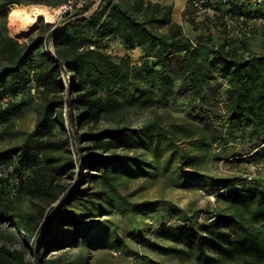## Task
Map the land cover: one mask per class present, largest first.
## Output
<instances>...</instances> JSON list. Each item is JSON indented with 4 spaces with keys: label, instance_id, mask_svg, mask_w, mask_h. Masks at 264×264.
Here are the masks:
<instances>
[{
    "label": "trees",
    "instance_id": "16d2710c",
    "mask_svg": "<svg viewBox=\"0 0 264 264\" xmlns=\"http://www.w3.org/2000/svg\"><path fill=\"white\" fill-rule=\"evenodd\" d=\"M64 1L0 0L2 130L9 133L12 119L35 95L40 100L30 140L0 153V167L13 166L11 171H0V264H31L28 248L36 253L33 258L38 264H54L55 260L45 262L47 254L65 253L69 249H63L79 241L89 249H118L122 242L119 226L110 219L97 218L113 215L125 206L145 216L166 205V212L174 215L178 209L170 203L131 205L122 197L121 181L140 174L149 176L150 164L121 155L114 146L127 141V115L133 108L169 107L184 92L202 104L211 100L216 106L204 62L213 63L225 82V105L221 121L215 125L217 135L206 131L213 113L200 108L196 119L204 130L197 140L199 152L207 157L216 143L222 153L232 154L233 164L246 162L241 158L246 155H264V53L245 54L240 46L226 41L211 44L210 34L191 38L174 21L173 3L152 0H91L55 28L41 25L40 34L26 42L9 34L11 6L57 8ZM194 2L187 10L191 26L204 23ZM202 6L218 11L216 22L225 30L229 18L264 19V14L252 6H240L236 0H202ZM110 41L128 51L137 50V60L129 55L114 57L106 46ZM103 121L111 125L96 129ZM158 123L156 118L144 128L150 133ZM87 126L94 128L79 140L88 145H76L74 158L66 128L75 138L76 131ZM151 152L155 158L159 156L155 148ZM185 179L183 186L209 183L216 190V202L225 206L196 210L184 225L169 227L178 233L182 247L157 245L134 231L128 232L129 236L137 237L139 244L147 242L161 254L194 258L201 264L221 260L264 264V173L252 181L246 176L215 179L187 172ZM95 181L103 188L94 191L89 183ZM212 214L215 218L209 221ZM201 215L206 217L202 222ZM18 234L23 247H10L8 241ZM137 257L134 253L131 259Z\"/></svg>",
    "mask_w": 264,
    "mask_h": 264
},
{
    "label": "rangeland",
    "instance_id": "374dc122",
    "mask_svg": "<svg viewBox=\"0 0 264 264\" xmlns=\"http://www.w3.org/2000/svg\"><path fill=\"white\" fill-rule=\"evenodd\" d=\"M163 4H174L173 18L174 21L181 25L183 32L194 38L199 34H210L212 37L211 44H221L224 41L240 46L245 52L264 53V19H248L243 18L227 19L228 25L225 30L222 25H218L216 17L218 11L197 10L199 20L204 23L191 26L187 20V10L190 8L193 0H152ZM38 5V4H36ZM34 5H13L10 7H29ZM50 8V7H49ZM206 17L212 18V22H207ZM61 21L52 24L59 25ZM41 25H46L41 21L35 29L22 37L12 35L9 14H8V31L9 34L17 38L21 42H26L30 38L37 37L41 30ZM56 25V26H57ZM108 50L112 52L114 57L129 55L132 59L137 60L139 53L137 50L128 51L119 43L114 41L106 42ZM203 60L206 57H202ZM210 74L209 89L213 93L217 104L214 106L211 100L205 104L191 98L187 93L179 95L177 101L171 102L169 107H137L129 111L127 115V123L130 129V134L127 141L115 142L114 151L121 155L128 156L132 159L140 161V163L150 164V175L143 177L136 176L135 179H123L119 186V192L131 205L144 202L161 201L170 203L176 207L177 212L172 215L166 212V205L162 211L149 215H140L133 212L132 206L118 208L113 215H101L97 219H110L116 223L119 228V238L121 244L118 249H109L104 246L98 249H89L83 242L62 251L67 252H52L45 256V262L55 260L54 264H201L194 258H181L173 255H164L154 250L153 247L145 243H140L137 237H130V231H134L137 235L140 233L145 240L157 245L172 246L177 245L182 247V243H178V233L173 232L174 225H184L186 217H190L196 210H216L219 207L225 206L223 202H216V190L213 187L201 181L198 183H186L185 172L188 174H197L199 177H209L215 179L221 178H244L247 175H254V178H259L264 173V155L260 156L246 155L241 157L246 162L238 164L231 163V153L224 154L221 148H218L216 143L213 144L207 157H203L198 150L197 140L203 126L201 121L196 119L200 108L203 106L207 111L213 113L210 125L207 128V134L214 131L217 135V126L221 121V114L224 108L225 101V82L218 75L216 67L213 63L204 62ZM34 93V92H32ZM40 106V100L36 95L33 101L28 104L24 110L12 119V124L9 128V133H6L0 127V153L10 151L17 148L30 140L31 134L35 129L37 110ZM159 119L157 127L150 133L144 128V125L154 119ZM111 125L108 121L101 122L96 129H102ZM216 127V128H215ZM94 128L87 126L76 131L77 135L73 141L79 147H86L87 143H82L79 136L83 133L91 131ZM95 129V130H96ZM152 148H155L159 155L157 158L152 154ZM9 171L0 167V171ZM77 174V172L75 171ZM75 174V176H77ZM66 183H72L66 180ZM92 189L99 190L103 186L99 181L89 183ZM139 197V198H138ZM141 197V198H140ZM202 221L206 218L201 216ZM185 221V222H184ZM94 237V236H93ZM103 237V236H102ZM108 241L110 238L104 236ZM114 236L111 237V240ZM184 242V239H181ZM10 247L22 248L23 243L20 235H14L8 241ZM108 245V244H107ZM27 260L31 264H38L37 259L33 258L30 248L27 249ZM196 253V248H193ZM133 253V254H132ZM134 253H138L139 257L131 259ZM217 264H236V262L221 260Z\"/></svg>",
    "mask_w": 264,
    "mask_h": 264
},
{
    "label": "bare ground",
    "instance_id": "6f19581e",
    "mask_svg": "<svg viewBox=\"0 0 264 264\" xmlns=\"http://www.w3.org/2000/svg\"><path fill=\"white\" fill-rule=\"evenodd\" d=\"M59 12L60 6L49 8L44 5H34L11 8L9 11L11 33L15 37H22L40 25L41 21L46 25H52Z\"/></svg>",
    "mask_w": 264,
    "mask_h": 264
},
{
    "label": "built area",
    "instance_id": "2783aa9c",
    "mask_svg": "<svg viewBox=\"0 0 264 264\" xmlns=\"http://www.w3.org/2000/svg\"><path fill=\"white\" fill-rule=\"evenodd\" d=\"M91 0H65L64 3L60 6V12L57 15V21H61L62 19H64L67 16H71L79 11H81L88 3H90ZM196 2H194V7L198 10H210L211 8H204L202 6V0H194ZM211 1V0H210ZM213 1V0H212ZM223 3L228 2L229 0H220ZM238 1V5H249L252 6L255 10L259 11L261 14H264V0H236ZM57 25V24H56ZM56 25H54L53 28L56 27ZM49 46V50L50 51H54L53 46L51 44L48 45ZM65 113L67 111L66 107L64 108ZM67 133L68 136L70 137L71 140V152L74 158L77 157V152H76V144L73 141V137L71 135V133L69 132V128L67 127ZM13 169V166H9L8 170L11 171ZM5 171V170H4ZM248 181H252L254 180V175H247L246 176ZM202 216V215H201ZM199 218V220L202 222V218ZM210 220L212 221L214 220L215 216L214 214L210 215Z\"/></svg>",
    "mask_w": 264,
    "mask_h": 264
},
{
    "label": "water",
    "instance_id": "95a60500",
    "mask_svg": "<svg viewBox=\"0 0 264 264\" xmlns=\"http://www.w3.org/2000/svg\"><path fill=\"white\" fill-rule=\"evenodd\" d=\"M35 255H36V253H35Z\"/></svg>",
    "mask_w": 264,
    "mask_h": 264
}]
</instances>
